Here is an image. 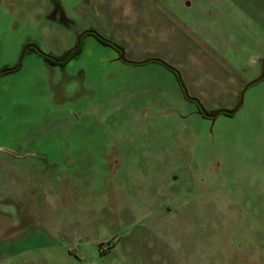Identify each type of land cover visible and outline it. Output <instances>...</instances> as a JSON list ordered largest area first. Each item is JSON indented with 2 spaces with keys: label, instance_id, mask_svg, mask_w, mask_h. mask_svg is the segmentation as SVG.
I'll return each mask as SVG.
<instances>
[{
  "label": "rangeland",
  "instance_id": "374dc122",
  "mask_svg": "<svg viewBox=\"0 0 264 264\" xmlns=\"http://www.w3.org/2000/svg\"><path fill=\"white\" fill-rule=\"evenodd\" d=\"M0 264H264V0H0ZM148 59H157L145 62ZM176 72V73H175Z\"/></svg>",
  "mask_w": 264,
  "mask_h": 264
},
{
  "label": "flooded vegetation",
  "instance_id": "af4514ba",
  "mask_svg": "<svg viewBox=\"0 0 264 264\" xmlns=\"http://www.w3.org/2000/svg\"><path fill=\"white\" fill-rule=\"evenodd\" d=\"M87 36L93 37L102 46L112 47L113 49H115L117 51L118 56H119V60H121L125 63H130V62H127L125 60L124 53H123L122 49H120L117 45H113L109 41L105 40V38L102 37L98 32H94L91 28H88L81 35H79L77 38H75L74 44L71 47H69V49L67 51H64L60 54L45 53V52H43V50L41 48H39L33 42L26 43L25 45L22 46V52L19 56L17 63H15L11 67L4 66L0 70V76L15 73L18 70H20L21 66H22V60L25 57V55H27V54H36L41 58L42 62L45 63L46 65H48L49 67L58 68L60 71H65L67 65L72 60L76 59L79 55H81V53H82V42H83V39ZM150 61L161 63V61H159L157 59L146 60V62H150ZM161 64L165 66V64H163V63H161ZM261 69H262V62H261ZM239 96H240V94H239ZM239 96H238V100H239ZM188 100L195 103L196 110L200 116H202L203 118H208V117H205L201 113L199 103L195 102L194 99H188ZM200 106H201V104H200ZM205 111L208 112L209 114H215L217 112V110H211V111H215V112L211 113V111H209L207 109H205ZM221 114H224V113H221ZM224 115H227V114H224ZM232 115H227V116H232ZM208 119H211V118H208Z\"/></svg>",
  "mask_w": 264,
  "mask_h": 264
},
{
  "label": "water",
  "instance_id": "95a60500",
  "mask_svg": "<svg viewBox=\"0 0 264 264\" xmlns=\"http://www.w3.org/2000/svg\"><path fill=\"white\" fill-rule=\"evenodd\" d=\"M146 62V61H145ZM264 76V58L262 60V69H261V74L259 77H257L256 79L248 82L242 89L241 93H240V96H239V100H238V103L237 105L235 106V108L233 110H219L217 111L215 114H209L208 112L205 111V109L203 107L200 106L199 104V107H200V110H201V113L205 116V117H208V118H211V119H214L216 118L219 114L221 113H224V114H227V115H232L234 114L240 107H241V104H242V100H243V95L245 93V91L253 84L259 82L262 80ZM195 102H197L195 100ZM198 103V102H197Z\"/></svg>",
  "mask_w": 264,
  "mask_h": 264
},
{
  "label": "trees",
  "instance_id": "16d2710c",
  "mask_svg": "<svg viewBox=\"0 0 264 264\" xmlns=\"http://www.w3.org/2000/svg\"><path fill=\"white\" fill-rule=\"evenodd\" d=\"M213 112H215V111H211V113H213Z\"/></svg>",
  "mask_w": 264,
  "mask_h": 264
}]
</instances>
